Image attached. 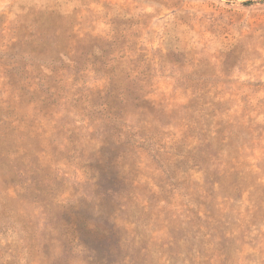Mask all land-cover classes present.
<instances>
[{
    "label": "rangeland",
    "instance_id": "rangeland-1",
    "mask_svg": "<svg viewBox=\"0 0 264 264\" xmlns=\"http://www.w3.org/2000/svg\"><path fill=\"white\" fill-rule=\"evenodd\" d=\"M0 264H264V0H0Z\"/></svg>",
    "mask_w": 264,
    "mask_h": 264
},
{
    "label": "trees",
    "instance_id": "trees-1",
    "mask_svg": "<svg viewBox=\"0 0 264 264\" xmlns=\"http://www.w3.org/2000/svg\"><path fill=\"white\" fill-rule=\"evenodd\" d=\"M34 72L36 76H34ZM40 72L41 70H39V67H35L33 65H30L27 68L20 66L18 71V79L16 81V87L17 92H19L20 102L22 101V98L24 96H31L37 91L44 92L45 94L50 95V97L52 98L55 97L54 95L57 96L55 92L57 90V87L49 85L45 86L44 82L40 81L41 78L38 76ZM106 72H108L110 76L106 79H102L104 80L102 84L105 83L104 90H109V88L112 87L113 90H110V95L114 96V93L117 90H122L123 86L125 85L124 78L131 75V70L124 66L114 65L110 68H107ZM100 91L101 90L98 88V86L89 89V93H91L90 96H92L93 94H97ZM42 97L44 98L45 96L43 95ZM104 118L110 123H115L117 119L113 116H105Z\"/></svg>",
    "mask_w": 264,
    "mask_h": 264
}]
</instances>
